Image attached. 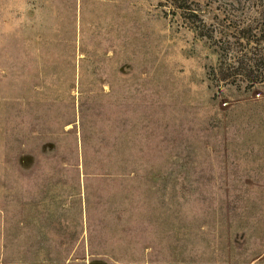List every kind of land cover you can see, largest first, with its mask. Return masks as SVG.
<instances>
[{
	"label": "rangeland",
	"instance_id": "374dc122",
	"mask_svg": "<svg viewBox=\"0 0 264 264\" xmlns=\"http://www.w3.org/2000/svg\"><path fill=\"white\" fill-rule=\"evenodd\" d=\"M258 3L0 0L9 259L264 264V83L215 80L176 7L210 22Z\"/></svg>",
	"mask_w": 264,
	"mask_h": 264
},
{
	"label": "trees",
	"instance_id": "16d2710c",
	"mask_svg": "<svg viewBox=\"0 0 264 264\" xmlns=\"http://www.w3.org/2000/svg\"><path fill=\"white\" fill-rule=\"evenodd\" d=\"M176 7L185 12L184 18L194 24L195 34L215 54L216 64L211 71L215 80L241 82L248 88L264 83V0L256 5L257 16L227 14L222 20L210 22L187 4Z\"/></svg>",
	"mask_w": 264,
	"mask_h": 264
},
{
	"label": "crops",
	"instance_id": "0c3cea01",
	"mask_svg": "<svg viewBox=\"0 0 264 264\" xmlns=\"http://www.w3.org/2000/svg\"><path fill=\"white\" fill-rule=\"evenodd\" d=\"M1 214L2 211L0 210ZM3 215L0 216V222H4L3 219ZM23 245H24V238H23ZM29 249H25L23 248V250L21 251V255L25 256V257H31L32 255L35 254H41V253H35V250H33V252L28 251ZM10 253L6 252V250H4V239L0 236V264H84V262L82 263H73V262H69V261H63V260H55V259H48V260H36L33 258H17L15 260L9 259ZM83 261V259L81 260Z\"/></svg>",
	"mask_w": 264,
	"mask_h": 264
}]
</instances>
